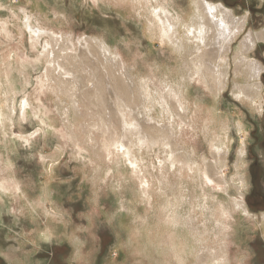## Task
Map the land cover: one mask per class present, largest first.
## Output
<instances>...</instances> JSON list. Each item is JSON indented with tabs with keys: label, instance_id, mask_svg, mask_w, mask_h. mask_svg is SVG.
I'll return each instance as SVG.
<instances>
[{
	"label": "rangeland",
	"instance_id": "obj_1",
	"mask_svg": "<svg viewBox=\"0 0 264 264\" xmlns=\"http://www.w3.org/2000/svg\"><path fill=\"white\" fill-rule=\"evenodd\" d=\"M137 1L0 0V264H196L212 245L222 255L219 243L228 235L215 218L223 202L231 208L240 195L233 185L242 150L248 184L241 192L251 214L236 212L239 228L228 232V254L234 264H264V92L253 101L238 97L235 87L255 81L242 74L245 66L236 69V51L249 31L264 29V0H209L247 17L246 31L232 43L227 63L218 61L217 48L208 56L210 80L228 76L219 97L197 74L189 76L186 61L193 56L163 42L158 30L150 29L149 4ZM167 3L190 18L192 0ZM62 37L75 43L73 49L63 47ZM87 40L103 42L113 53H99ZM260 43L240 58L264 65V40ZM53 50L71 72L51 66ZM115 56L124 69L114 68ZM168 90L187 104L183 119L162 104L160 94ZM118 105L126 106L129 120H141L148 134L161 137L173 125L181 152H191L202 168L218 161L213 145L227 144V162L219 168L231 188L206 182L197 169L171 165V148L163 142L132 146L130 154L115 138ZM170 202L178 204L177 214L192 218L200 230L210 225L211 231L204 237L184 225H170L167 214L175 210Z\"/></svg>",
	"mask_w": 264,
	"mask_h": 264
},
{
	"label": "bare ground",
	"instance_id": "obj_2",
	"mask_svg": "<svg viewBox=\"0 0 264 264\" xmlns=\"http://www.w3.org/2000/svg\"><path fill=\"white\" fill-rule=\"evenodd\" d=\"M139 1V0H138ZM137 1V3H138ZM155 1V2H153ZM159 1L161 0H146V2L149 4V10L151 12V14L153 15V20L150 19V29H157L159 32V37L161 38V40L163 42H170L172 43L176 49L178 51H180L182 54H191L193 57L190 58L189 60L186 61V69H188L187 71H189V76L192 77L194 74H197L199 77H201L202 79H204V81L207 84V89L208 87H210V89L217 95V97H219L223 90L227 87L228 85V76L223 75L221 80L219 81H211L209 76V69L211 67L207 65L209 59L208 56L211 55V53L213 54V50L217 48V56H218V61L221 62H226L227 63V59L229 58V52L231 51L232 48V43L244 32L246 31L247 28V17L243 16V17H238L236 16V14L229 8H227L225 5H223L222 3H213L209 0H192V4H193V9H192V13L190 15V18H188V20H186L184 18V16L176 11L174 12L170 7L171 1L168 2V0H163L164 2L160 3ZM166 1V2H165ZM136 2V1H135ZM141 2V1H140ZM139 2V4H140ZM145 2V4H146ZM145 6V5H144ZM147 6V5H146ZM175 7V6H174ZM177 7V6H176ZM182 7V6H181ZM139 8V7H138ZM146 8V7H145ZM183 8V7H182ZM190 8V7H189ZM142 9V8H141ZM177 9V8H176ZM190 10V9H189ZM188 10V11H189ZM184 12V11H183ZM142 13V12H141ZM146 14V13H145ZM147 15V14H146ZM141 16V15H140ZM151 17V16H150ZM148 18V17H147ZM183 27V28H182ZM53 32V31H52ZM51 36V35H50ZM52 40H58V37L55 36H51ZM156 37V36H155ZM63 38V37H62ZM245 38V37H244ZM64 40H62V43L64 44L63 47H67L69 49H73V47L75 46V43L72 40H69L68 38H63ZM264 40V29L262 31H258V32H254V31H249L245 40L242 41L240 43V46L238 48V50L236 51V57H238V61H236L238 64L236 66L237 70H240L241 66H245L246 68L243 71L242 74H245L246 78L250 79H255V81L253 82V84H247L246 83H250V82H246L244 83L245 85L243 86L242 84L236 83L235 87H236V92H237V96L238 97H246L249 98L253 101H256L257 97H261L263 92H264V84L261 81V75L262 72L264 71V65L262 62H257V61H247V58H240V54L245 53V52H249L250 50H252L256 45H260L261 46V41ZM86 41V40H85ZM88 41V40H87ZM57 42V41H56ZM59 43V42H57ZM83 43V42H82ZM88 46H95L99 53H102L104 55H107L106 53H109L110 55L113 53L110 48L103 42H96V44H92L91 41L89 43V41L87 42ZM95 43V42H94ZM49 44V43H48ZM61 44V43H60ZM61 44V45H63ZM86 44V43H85ZM86 45V46H87ZM53 46V45H52ZM59 46V45H58ZM90 46V47H91ZM58 48V47H57ZM54 48V49H57ZM76 48V47H75ZM92 48V47H91ZM47 49V48H46ZM60 49V48H59ZM59 49H57L58 51H60ZM86 49V48H85ZM65 51V50H64ZM70 51V50H69ZM61 52V51H60ZM71 52V51H70ZM73 52V51H72ZM82 52V51H81ZM66 53H67V49H66ZM72 57H73V53ZM76 53H74L75 55ZM82 54V53H81ZM85 54V53H84ZM53 55V56H52ZM52 55H51V66H53L55 69H59L60 72H68L70 71L69 67H67L68 65H65L63 62H61L60 60H56L55 59V55H54V50L52 51ZM57 55V54H56ZM60 55V54H59ZM58 55V56H59ZM68 55V54H67ZM86 55V54H85ZM115 55V54H114ZM239 55V56H238ZM245 55V54H244ZM243 55V56H244ZM71 56V55H70ZM69 56V57H70ZM81 56V55H80ZM88 56V55H87ZM77 57V56H76ZM89 57V56H88ZM58 58V57H57ZM75 58V57H74ZM71 58V59H74ZM78 58V57H77ZM79 59V58H78ZM77 59V60H78ZM89 59V58H88ZM91 59V58H90ZM108 61H111L110 57L106 56V58ZM115 64L116 67H114L115 69L117 67H119L120 69H122L123 66V62L120 58V56H115ZM216 59V58H215ZM236 59V58H235ZM213 60V59H212ZM76 61V59H75ZM91 61V60H90ZM217 61V62H218ZM84 62V61H83ZM89 62V61H88ZM93 62V61H92ZM112 62V61H111ZM216 62V61H215ZM77 63V62H76ZM82 63V62H81ZM113 63V62H112ZM111 63V64H112ZM213 63V62H212ZM84 64V63H83ZM220 64V63H219ZM85 65V64H84ZM89 65V64H88ZM87 65V66H88ZM229 65V64H228ZM247 65V66H246ZM114 66V65H113ZM214 67V65H213ZM216 67V66H215ZM228 67V66H227ZM79 68V67H78ZM86 68V67H85ZM221 68V67H220ZM223 68V67H222ZM243 68V67H242ZM53 69V68H52ZM54 69V70H55ZM124 69V68H123ZM49 70V69H47ZM80 70V69H79ZM86 70V69H85ZM112 70V69H111ZM216 70V69H215ZM228 70V68H227ZM53 71V70H52ZM84 71V68H83ZM223 69V73H224ZM71 72V71H70ZM76 72V71H75ZM240 72V71H239ZM56 73V72H55ZM54 73V74H55ZM74 73V72H72ZM87 73V72H85ZM221 73V72H220ZM241 73V72H240ZM47 74V73H46ZM75 74V73H74ZM77 74V73H76ZM93 74V73H92ZM125 74V73H124ZM219 74V73H218ZM58 75V74H57ZM73 75V74H72ZM109 75V74H108ZM112 75V74H111ZM110 75V76H111ZM188 75V74H187ZM196 75V76H197ZM222 75V74H221ZM48 76V75H47ZM54 76V75H53ZM109 76V77H110ZM61 77V76H60ZM64 77V76H63ZM62 77V78H63ZM78 77V76H75ZM94 77V76H93ZM74 78V77H73ZM117 78V77H115ZM188 78V77H187ZM214 78V77H212ZM71 79V77L69 78ZM68 79V80H69ZM78 79V78H77ZM89 79V78H88ZM98 79V78H97ZM111 79V77H110ZM118 80H120L119 78H117ZM126 79V78H125ZM191 79V78H190ZM193 79V77H192ZM191 79V80H192ZM56 80V79H55ZM66 80V78H65ZM80 80V79H79ZM127 80V79H126ZM125 80V81H126ZM199 80V79H198ZM67 81V80H66ZM72 81V80H69ZM124 81V82H125ZM245 81V80H244ZM49 82V81H48ZM61 82V80L59 81ZM64 82V81H63ZM123 82V81H121ZM121 82H117L120 83V86L123 84H121ZM131 82V81H130ZM252 82V81H251ZM65 83V82H64ZM200 83V82H199ZM61 84V83H60ZM63 84V83H62ZM67 84V83H66ZM74 84V83H73ZM87 84V83H86ZM103 84V83H102ZM78 85H82V84H78ZM99 85V84H98ZM215 85V86H214ZM70 86V85H69ZM73 86V85H72ZM82 87V86H81ZM84 87V86H83ZM87 87V86H86ZM123 87V86H121ZM180 87V86H179ZM98 88V87H97ZM109 88V87H108ZM85 89V88H84ZM87 89V88H86ZM111 89V88H109ZM124 89V87H123ZM89 90V89H88ZM92 90V88H91ZM128 90V89H127ZM138 91H140L139 89H137ZM77 91V90H76ZM81 91V89H80ZM87 90H85L86 92ZM69 92V91H68ZM93 92V91H92ZM99 92V90H98ZM120 92H122L120 90ZM119 92V93H120ZM141 92V91H140ZM163 92V91H162ZM160 94V100L162 102V104L165 106V108L167 107V109H169L171 112H173L172 108L174 109V113H176L177 115L181 116L182 119L185 117L187 110H188V106L187 104L184 102L183 98L180 97L178 95V93L174 90H168L166 93H162ZM235 92V93H236ZM89 92H87L88 94ZM96 93V92H95ZM139 93V92H137ZM77 94V93H76ZM74 94V95H76ZM81 94V93H80ZM109 94V92H108ZM118 94V91H117ZM125 94V93H124ZM123 94V95H124ZM131 94V93H130ZM149 94V93H148ZM147 94V95H148ZM179 94L181 95V92H179ZM69 95V94H68ZM79 95V94H78ZM78 95L76 97V99L78 98ZM88 96V95H87ZM106 96H108L106 94ZM129 96V95H128ZM150 96V94H149ZM86 97V96H84ZM102 97V96H101ZM99 97V98H101ZM110 97V96H108ZM114 97V96H113ZM116 97V96H115ZM121 98V100H123L121 94L119 96ZM127 96H125L126 98ZM87 98V97H86ZM85 98V99H86ZM89 98V97H88ZM105 98V97H104ZM112 98V97H110ZM117 98V97H116ZM130 98V97H128ZM79 99H83V98H79ZM98 99V98H97ZM127 99V98H126ZM131 99V98H130ZM240 99V98H239ZM243 99V98H242ZM240 99V100H242ZM262 99V98H261ZM104 100V99H103ZM109 100V99H108ZM134 100V99H132ZM131 100V102H133ZM219 100V99H218ZM78 101V100H76ZM76 101H73L74 105L76 104ZM107 101V100H106ZM119 101V100H118ZM125 103V100H123ZM136 101V99H135ZM261 101V100H260ZM96 102V101H95ZM94 102V103H95ZM101 102V101H100ZM103 102V101H102ZM121 102V101H119ZM128 104V101H126ZM137 102V101H136ZM160 102V104H161ZM105 103V102H104ZM130 103V102H129ZM255 103V102H253ZM78 104V102H77ZM103 104V103H102ZM104 105V104H103ZM110 105V104H109ZM112 105V104H111ZM126 105V103H125ZM162 105V106H163ZM262 105V104H261ZM79 106V105H78ZM77 106V108H78ZM86 106V105H85ZM91 106V105H90ZM253 106V105H252ZM111 107V106H109ZM126 107V106H125ZM125 107L123 108L122 106L118 105V111H116L120 118H119V125L117 124V136L115 137L117 139V143L121 146H125L126 149H128V152L131 154L132 152V146L135 147V145L141 146L145 143H153L156 144L155 146H157V143L159 142H163V145L166 146H170L171 148V155L169 157V161L171 163V165H177L178 164V169H182V170H186L187 168L190 170L195 171V169L198 170L199 175H201L204 180L208 183L217 185L218 187L223 188V190L225 189L226 191L228 189L231 188V185L225 180V176L223 174H220V168L225 165V162H227V158H228V154L229 151L226 150L228 148L227 144L225 148L224 146H222L223 144L220 142L219 145H213V155L215 156L214 158H216L218 161L213 163H210L209 161L206 162V167L202 168L201 166H199V163L196 162L195 159H193L191 152H181L182 147L179 146V144H177L176 139L174 137V133L172 132V130L170 128H166V130H163V134L164 135L162 137H158V136H154L151 134H148L146 131V126L144 125V123L140 120H135V121H131L129 120V113L127 115V113L125 112ZM130 107V106H129ZM199 107V106H198ZM197 107V108H198ZM203 107V106H201ZM76 108V109H77ZM89 108V107H88ZM91 108V107H90ZM135 108V107H134ZM128 109V108H127ZM126 109V110H127ZM202 109V108H200ZM199 109V110H200ZM68 110V109H67ZM105 110V109H104ZM130 110V109H129ZM203 110V109H202ZM109 111V110H108ZM191 111V110H190ZM198 111V110H197ZM209 111V109L207 110ZM211 111V110H210ZM68 112V111H67ZM106 112V111H105ZM128 112V110H127ZM80 113V111H79ZM207 113V112H206ZM211 113V112H210ZM209 113V114H210ZM2 115V112L0 113ZM81 114V113H80ZM109 114V112H108ZM213 114V113H212ZM95 115V114H94ZM169 115V113H168ZM215 115V114H214ZM100 116V115H99ZM108 116V115H107ZM113 116V115H112ZM174 116V115H173ZM178 116V117H179ZM115 117V116H114ZM118 117V116H117ZM116 117V118H117ZM131 117V116H130ZM210 117V116H209ZM219 117V116H218ZM101 118V117H100ZM106 118V117H105ZM108 118V117H107ZM113 118V117H112ZM213 118V117H210ZM135 119V118H134ZM191 119V118H190ZM112 120V119H111ZM110 120V121H111ZM116 120V119H115ZM213 120V119H211ZM216 120V119H215ZM98 121H100L98 119ZM172 121V120H171ZM177 121V120H176ZM208 121V120H205ZM204 121V122H205ZM102 122V121H101ZM113 123V121H111ZM115 122V121H114ZM193 122V121H192ZM195 122V121H194ZM213 122V121H212ZM74 123V122H73ZM103 123V122H102ZM101 123V124H102ZM109 123V122H108ZM189 123V122H188ZM191 123V122H190ZM75 124V123H74ZM100 124V125H101ZM216 124V123H215ZM238 124V123H237ZM171 125V124H170ZM187 125V124H185ZM191 125V124H190ZM213 125V124H212ZM69 126V125H68ZM71 126V125H70ZM73 126V125H72ZM108 126V125H105ZM113 126V125H112ZM115 126V125H114ZM113 126V127H114ZM163 126V125H162ZM194 126V125H193ZM192 126V127H193ZM196 126V125H195ZM241 126V125H240ZM109 127V126H108ZM154 127V126H153ZM160 126H158V131H161ZM180 127V126H179ZM207 127V125H206ZM224 127H227L224 125ZM231 127V126H230ZM244 127V126H243ZM197 128V127H196ZM213 128V127H212ZM240 128V127H239ZM104 129V128H103ZM116 129V130H117ZM156 129V128H155ZM180 129V128H179ZM203 129V128H202ZM205 129V128H204ZM223 129V128H222ZM243 129V128H241ZM88 130V129H87ZM105 130V129H104ZM103 130V133L105 132V135H109L108 130L106 129V131ZM112 130V129H110ZM145 130V131H144ZM174 130H176L174 128ZM207 130V129H206ZM224 130V129H223ZM227 130V129H226ZM225 130V131H226ZM113 131H115L113 129ZM151 131V130H150ZM180 131V130H179ZM211 131V130H210ZM219 131V130H218ZM73 132V131H72ZM91 132V131H90ZM119 132V133H118ZM208 132V130H207ZM215 133H217L216 131H213ZM221 132H223L221 130ZM227 132V131H226ZM225 132V134H226ZM162 133V132H161ZM160 133V134H161ZM185 134V133H184ZM206 134V133H205ZM222 134V133H221ZM177 135V133H176ZM213 135V134H212ZM178 136V135H177ZM184 136V135H183ZM197 136V135H196ZM221 136V135H219ZM218 136V137H219ZM226 136V135H225ZM132 137L133 140H129ZM211 137V136H209ZM217 137V139H218ZM230 137V136H229ZM112 138V137H111ZM129 138V139H126ZM161 138V139H158ZM215 138V137H214ZM223 138V137H222ZM76 139V138H75ZM107 140V137L105 138ZM110 139V138H109ZM184 139V138H183ZM208 139V137H207ZM206 139V140H207ZM105 140V141H106ZM111 140V139H110ZM109 140V141H110ZM114 140V139H113ZM112 140V141H113ZM220 140L221 137H220ZM111 141V143H112ZM179 141V140H178ZM214 141V140H213ZM216 141V140H215ZM224 142V140H223ZM106 143V142H105ZM210 145H211V141H209ZM227 143V142H226ZM162 144V143H161ZM230 144V143H229ZM109 145V143H108ZM106 146V144H105ZM110 146V145H109ZM147 146V145H146ZM149 146V144H148ZM230 146V145H229ZM111 147V146H110ZM117 147V145H116ZM143 147V146H142ZM186 147V146H185ZM211 147V146H210ZM109 148V147H108ZM148 148V147H147ZM230 148V147H229ZM241 148V147H240ZM105 150V148H104ZM134 150V148H133ZM101 151V150H100ZM118 153V151L116 152ZM136 153V150H135ZM244 150H242L241 155L238 157V160L236 162V168H237V174H238V178H234V180L238 179V183H235L233 186L236 187V189L239 191L240 195L238 197H235L233 199V206H231V208L229 207V205H227V203L225 204L224 202L220 205V214L217 217V213H216V225L217 228H221L222 231H224L223 233H225L226 231V235H228L227 237H229V233L230 229L233 228L234 231L238 230V226L236 223V212L237 214L241 213L243 214V216H247L249 214H251L248 205L246 204L245 198H244V192H241L242 188H245L248 184V179L246 176V173L244 171V164H242L241 162L244 161L243 159V154ZM120 154V153H119ZM194 156V155H193ZM111 157V155H110ZM132 157V156H131ZM137 157V155H136ZM135 157V158H136ZM203 157V156H202ZM129 158V157H128ZM140 159V158H139ZM136 160V159H135ZM204 160V159H202ZM130 162H133L131 160H129ZM140 161V160H139ZM206 161V160H205ZM203 161V162H205ZM135 163V162H134ZM166 163V162H165ZM139 164V163H138ZM137 165V164H136ZM221 166V167H220ZM220 167V168H219ZM137 171V170H136ZM135 171V172H136ZM140 171V170H139ZM179 173V172H178ZM181 173V171H180ZM184 174V173H183ZM189 174V173H188ZM182 175V174H181ZM195 175V174H194ZM193 175V178H194ZM142 176V175H141ZM144 176V174H143ZM198 176V175H197ZM200 176V177H201ZM237 176V175H236ZM184 178V176H182ZM181 178V177H180ZM192 178V177H191ZM199 178V176H198ZM227 178V177H226ZM145 179V178H144ZM196 179V177H195ZM146 180V179H145ZM149 181V180H148ZM187 181V180H186ZM177 182V181H176ZM233 183V182H232ZM205 184V183H204ZM1 186V185H0ZM148 186V185H147ZM200 186V185H199ZM2 187L4 189H6L8 186L5 185V183H2ZM214 189V188H213ZM147 190V189H146ZM149 191V189L147 190V192ZM221 191V190H220ZM205 192V191H204ZM24 194V193H23ZM148 194V193H147ZM204 194V193H203ZM212 194V193H211ZM193 195V193H192ZM210 195V194H209ZM148 197V196H146ZM207 197V196H206ZM192 198V197H191ZM212 199V197H211ZM214 199V197H213ZM221 200V199H220ZM177 201V200H176ZM193 201V200H192ZM203 201V200H202ZM178 202V201H177ZM179 203V202H178ZM183 203V202H182ZM207 203V202H206ZM169 206L171 205L170 203H167ZM173 204V203H172ZM176 204V203H175ZM173 204L171 206H174L175 210L174 213L171 212L170 214H167V218L166 221L168 223L173 224L175 227H179L181 225H184L186 227H188L187 229H189L191 232H194V234H197L199 236L204 235V233L206 232L209 233L210 230V225L208 228H205L204 230L200 228L201 227H197V225L194 223V221L192 220V218H183L182 216H180L179 214H177V210H176V205L178 204ZM208 204V203H207ZM215 204V203H214ZM218 205V203H216ZM167 205V206H168ZM206 207V206H205ZM204 207V208H205ZM209 207V206H208ZM215 208V205H214ZM207 209V208H206ZM219 209V208H218ZM234 209V210H233ZM215 210V209H214ZM213 210V211H214ZM236 210V211H235ZM216 211V210H215ZM235 211V212H234ZM206 212V211H205ZM217 212V211H216ZM190 217V216H189ZM231 217H233L235 220L232 221ZM196 222V221H195ZM263 223V222H262ZM166 224V223H165ZM173 226V227H174ZM263 226V232H264V224H262ZM203 230V231H202ZM216 230V229H215ZM218 230V229H217ZM220 230V229H219ZM218 230V231H219ZM231 233V232H230ZM233 233V230H232ZM222 234V233H221ZM217 235V233H216ZM236 235V234H235ZM206 235H204L205 237ZM209 236V235H208ZM218 236V235H217ZM226 236H223L221 239V253L222 255H220L218 253V249L216 246H211L206 249V251L203 252V254L201 255V258L198 259V263L201 264H234L230 258V255L228 254V248L230 247V239H228ZM231 237V235H230ZM201 238V237H200ZM204 239V238H203ZM218 239V238H217ZM220 239V238H219ZM200 240V239H199ZM209 240V239H208ZM217 244V242H215ZM210 244V243H208ZM218 244V245H219ZM178 245V244H177ZM182 245V244H181ZM217 245V246H218ZM180 246V245H179ZM178 246V247H179ZM185 246V245H183ZM220 250V249H219ZM177 254V257L179 258V260H183L184 256L180 254L179 251H175ZM220 252V251H219ZM198 256V255H197ZM200 260V261H199Z\"/></svg>",
	"mask_w": 264,
	"mask_h": 264
}]
</instances>
